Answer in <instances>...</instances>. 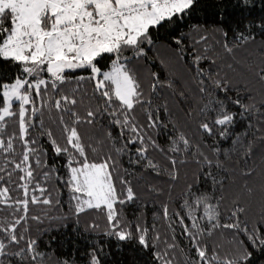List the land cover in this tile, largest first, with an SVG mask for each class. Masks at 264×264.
I'll list each match as a JSON object with an SVG mask.
<instances>
[{
	"label": "snow or ice",
	"instance_id": "snow-or-ice-1",
	"mask_svg": "<svg viewBox=\"0 0 264 264\" xmlns=\"http://www.w3.org/2000/svg\"><path fill=\"white\" fill-rule=\"evenodd\" d=\"M70 226L55 264H264V0H0V264Z\"/></svg>",
	"mask_w": 264,
	"mask_h": 264
},
{
	"label": "trees",
	"instance_id": "trees-1",
	"mask_svg": "<svg viewBox=\"0 0 264 264\" xmlns=\"http://www.w3.org/2000/svg\"><path fill=\"white\" fill-rule=\"evenodd\" d=\"M209 5L218 2V0H206ZM208 23L216 22L217 17L212 15L211 10L207 13ZM180 185H177L176 190L179 191ZM166 194L161 196L149 195L148 193L141 192V199L136 203H129L124 208V213L128 216L129 219H132L135 215L144 214V218L147 223L151 225L153 223V213L157 214L159 217L161 212V203L165 200ZM146 205V206H145ZM173 205H169V209L173 208ZM53 215L56 214V211L53 210ZM99 216L97 212L89 213V216ZM86 217H82V223ZM158 226L161 227L163 231V222L159 218L155 221ZM101 227H103V219L100 218ZM48 226V221H45L43 224L33 223V232L36 230L46 228ZM179 231V230H177ZM53 237L55 240L52 241L51 249L53 251L52 255V264H55V260L58 257H61L66 254H70L74 247L79 251L77 252V259H79V253L85 251L86 242L83 237H77L75 233L71 231V226L67 231L60 229L59 232L52 230L50 233H46L42 239L44 241H49ZM91 239V237H89ZM105 250L110 253L109 264H146V261L149 259L148 255L142 252L134 242H124L121 244L120 248L117 249L115 241H111L106 245Z\"/></svg>",
	"mask_w": 264,
	"mask_h": 264
}]
</instances>
